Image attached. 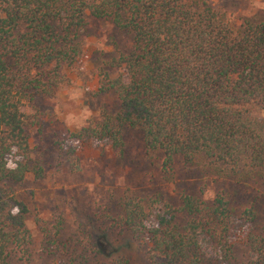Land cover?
Wrapping results in <instances>:
<instances>
[{"label":"trees","instance_id":"trees-1","mask_svg":"<svg viewBox=\"0 0 264 264\" xmlns=\"http://www.w3.org/2000/svg\"><path fill=\"white\" fill-rule=\"evenodd\" d=\"M90 19L109 22L131 47H115L98 69L99 92L112 93L119 110L102 111L72 139L121 149L123 129L136 130L168 182L176 161L223 182L264 180V16L237 27L208 0H0V264L31 240L12 186L43 176L30 156L34 102L70 83ZM230 209L223 192L211 203L184 195L179 209L126 195L107 221L146 243L147 264H215L206 240L219 264H264L263 234L248 233L237 256ZM242 218L253 223L255 214ZM88 243L97 256L98 242Z\"/></svg>","mask_w":264,"mask_h":264},{"label":"rangeland","instance_id":"rangeland-1","mask_svg":"<svg viewBox=\"0 0 264 264\" xmlns=\"http://www.w3.org/2000/svg\"><path fill=\"white\" fill-rule=\"evenodd\" d=\"M208 4L237 27L246 18L264 16V0H208ZM83 45L84 52L69 74L70 83L34 102L40 123L28 133L30 156L43 176L39 180L30 176L12 186L26 206L31 240L27 249L11 253L9 264H116L120 259L147 264L146 243L134 242L129 233L111 228L107 221V216L118 213L119 201L126 195L159 197L179 209L184 195L211 203L216 194H227L234 220L231 241L237 256L244 255L248 233L264 235V180L223 182L176 161L168 182L160 171V157L146 155L142 135L136 130L123 129L121 149L107 141L72 139L70 134L95 123L102 111L114 114L119 110L112 93L99 92L98 69L115 47L129 50L131 39L109 22L90 19ZM248 209L255 214L253 223L242 218ZM90 236L101 249L97 256L89 251ZM203 246L219 264L221 254L210 241Z\"/></svg>","mask_w":264,"mask_h":264}]
</instances>
